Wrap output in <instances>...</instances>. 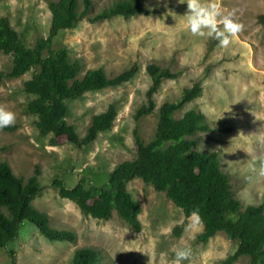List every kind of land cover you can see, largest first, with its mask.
<instances>
[{
  "label": "rangeland",
  "instance_id": "1",
  "mask_svg": "<svg viewBox=\"0 0 264 264\" xmlns=\"http://www.w3.org/2000/svg\"><path fill=\"white\" fill-rule=\"evenodd\" d=\"M110 1L93 0L92 12ZM144 3L152 9L148 14L113 15L95 22L81 19L74 27L60 29L51 37L52 47H66L70 59L81 62L79 76L96 66L113 75L134 62L138 65L131 79L86 91L67 101L66 120L78 136H83L94 113L109 103L116 108L111 127L99 131L88 144L76 146L64 134L57 135L52 144L48 134L37 131L34 115L26 109L32 95L22 87L29 70L0 79V106L16 116L12 128L0 130V158L22 178L37 169L39 190L31 203L49 214L53 226L75 232L73 241L48 240L31 222L22 220L17 236L9 243L13 264H67L77 245L99 249V264H173V250L184 245L190 246L192 255L182 264H222L235 241L222 230L205 242L198 240L202 224L193 223L191 214L184 216L163 191L139 177L127 180L129 191L141 207L139 230L114 210L107 219L82 213L52 184L57 176L67 187L77 181L86 187L103 185L115 163L135 155L133 128L143 140L149 139L158 106L176 99L181 89L195 80L200 82V94L175 110L174 115L180 116L189 107L201 111L210 128L197 131L195 148L217 151L220 167L230 175L244 204L264 201V176L250 171L254 158L264 152V23L257 21V14L264 11V0H222L223 10L245 24V30L227 49L216 40L193 37L185 31L186 0ZM0 15L8 17L27 45L48 35L50 12L46 0H0ZM152 60L180 72L161 81L153 94V109L135 118L150 83L144 67ZM9 67L10 56L0 52V70L5 72ZM9 260L6 248L0 247V264ZM247 263L248 256L239 255L231 264Z\"/></svg>",
  "mask_w": 264,
  "mask_h": 264
},
{
  "label": "trees",
  "instance_id": "2",
  "mask_svg": "<svg viewBox=\"0 0 264 264\" xmlns=\"http://www.w3.org/2000/svg\"><path fill=\"white\" fill-rule=\"evenodd\" d=\"M46 4L50 12L48 35L37 37L32 45L21 40L6 15H0V52L10 56V67L5 72L0 70V79L29 70L22 87L32 95L26 109L34 115L37 131L41 135L48 134L52 144L57 135L64 134L69 142L81 146L91 142L99 131L111 127L116 108L109 103L104 110L94 113L83 136H78L74 126L66 120L67 101L86 91L131 79L138 65L134 62L113 75H107L102 66H96L85 69L79 76L81 62L70 59L66 47H52L51 37L60 29L74 27L81 19L95 22L113 15L148 14L152 9L144 0H111L94 12L93 0H46ZM257 21L264 23V11L257 14ZM144 68L150 83L135 118L153 109V94L161 81L174 78L180 72L155 60L147 62ZM200 92V82L195 80L184 86L176 99L163 101L158 106L155 129L149 139L143 140L133 128L135 155L115 163L103 185L86 187L77 181L67 187L57 176L52 178V184L60 196L72 200L82 213L107 219L114 210L118 217L139 230L141 207L127 186L128 179L139 177L155 190L163 191L184 216L198 213L202 224L196 235L198 240L205 242L222 230L235 241L232 252L222 264H231L239 255L248 256L247 264H264V201L244 204L236 194L230 175L220 167L217 151L195 148L197 131L210 128L201 111L189 107L180 116L174 115L175 110ZM36 173L37 169L26 178L17 176L9 163L0 158V247L6 248L10 256L4 264H13L9 243L17 236L22 220L31 222L48 240L75 239L73 230L53 226L49 214L31 203L39 190ZM174 229L179 231L177 227ZM99 263V249L77 245L67 264Z\"/></svg>",
  "mask_w": 264,
  "mask_h": 264
},
{
  "label": "clouds",
  "instance_id": "3",
  "mask_svg": "<svg viewBox=\"0 0 264 264\" xmlns=\"http://www.w3.org/2000/svg\"><path fill=\"white\" fill-rule=\"evenodd\" d=\"M185 3V0H179ZM187 11L185 17V31L193 37L210 38L216 40L218 45L227 49L237 37L245 30V24L235 18L234 14L223 10L222 0H186ZM15 113L4 106H0V130L15 125ZM250 171L264 176V152L258 154L250 165ZM193 223H201L197 212L191 213ZM173 264H182L190 259L192 252L188 245L173 250Z\"/></svg>",
  "mask_w": 264,
  "mask_h": 264
}]
</instances>
